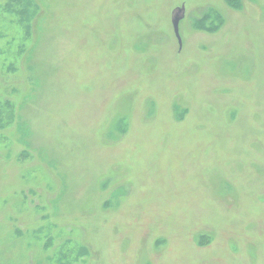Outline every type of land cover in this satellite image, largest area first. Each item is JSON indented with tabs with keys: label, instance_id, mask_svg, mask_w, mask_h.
I'll return each mask as SVG.
<instances>
[{
	"label": "rangeland",
	"instance_id": "1",
	"mask_svg": "<svg viewBox=\"0 0 264 264\" xmlns=\"http://www.w3.org/2000/svg\"><path fill=\"white\" fill-rule=\"evenodd\" d=\"M0 264H264V0H0Z\"/></svg>",
	"mask_w": 264,
	"mask_h": 264
},
{
	"label": "water",
	"instance_id": "2",
	"mask_svg": "<svg viewBox=\"0 0 264 264\" xmlns=\"http://www.w3.org/2000/svg\"><path fill=\"white\" fill-rule=\"evenodd\" d=\"M184 16H185V11H184L183 5L177 6L172 10L171 23H172L173 30H174L175 36L179 44H181V38H180V33H179V23L184 18Z\"/></svg>",
	"mask_w": 264,
	"mask_h": 264
},
{
	"label": "trees",
	"instance_id": "3",
	"mask_svg": "<svg viewBox=\"0 0 264 264\" xmlns=\"http://www.w3.org/2000/svg\"><path fill=\"white\" fill-rule=\"evenodd\" d=\"M229 2H230V0H229ZM198 27H199V26H198ZM214 29H215V28H214ZM214 29H213V30H214Z\"/></svg>",
	"mask_w": 264,
	"mask_h": 264
}]
</instances>
